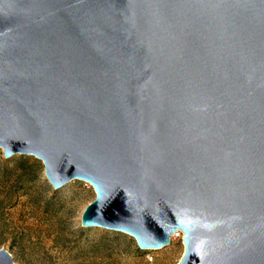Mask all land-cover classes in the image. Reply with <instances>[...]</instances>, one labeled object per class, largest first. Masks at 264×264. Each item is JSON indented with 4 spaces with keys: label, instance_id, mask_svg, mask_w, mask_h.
I'll list each match as a JSON object with an SVG mask.
<instances>
[{
    "label": "water",
    "instance_id": "water-1",
    "mask_svg": "<svg viewBox=\"0 0 264 264\" xmlns=\"http://www.w3.org/2000/svg\"><path fill=\"white\" fill-rule=\"evenodd\" d=\"M0 149L88 183L83 228L264 264V0H0Z\"/></svg>",
    "mask_w": 264,
    "mask_h": 264
},
{
    "label": "rangeland",
    "instance_id": "rangeland-1",
    "mask_svg": "<svg viewBox=\"0 0 264 264\" xmlns=\"http://www.w3.org/2000/svg\"><path fill=\"white\" fill-rule=\"evenodd\" d=\"M95 198L90 185L71 180L54 190L42 163L29 155L3 156L0 149V249L14 264H177L181 240L140 250L118 231L80 225Z\"/></svg>",
    "mask_w": 264,
    "mask_h": 264
},
{
    "label": "built area",
    "instance_id": "built-area-1",
    "mask_svg": "<svg viewBox=\"0 0 264 264\" xmlns=\"http://www.w3.org/2000/svg\"><path fill=\"white\" fill-rule=\"evenodd\" d=\"M173 239H179L181 240L182 239V233L180 231H176L173 236L171 237V240Z\"/></svg>",
    "mask_w": 264,
    "mask_h": 264
}]
</instances>
